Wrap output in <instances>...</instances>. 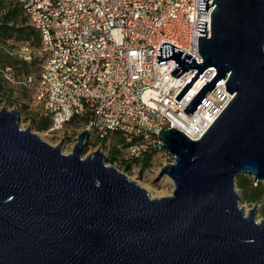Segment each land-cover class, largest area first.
Segmentation results:
<instances>
[{
    "label": "water",
    "instance_id": "95a60500",
    "mask_svg": "<svg viewBox=\"0 0 264 264\" xmlns=\"http://www.w3.org/2000/svg\"><path fill=\"white\" fill-rule=\"evenodd\" d=\"M199 0L211 5L198 19L202 62L168 41L156 62L195 73L179 99L207 67L214 72L183 109L189 115L206 90L225 79L232 95L198 139L161 128L160 149L172 162L159 176L170 195L148 191L106 164L100 149L85 154L88 129L71 152L21 128L16 108H0V264H264V218L256 204L245 212L238 175L264 183V0Z\"/></svg>",
    "mask_w": 264,
    "mask_h": 264
},
{
    "label": "built area",
    "instance_id": "2783aa9c",
    "mask_svg": "<svg viewBox=\"0 0 264 264\" xmlns=\"http://www.w3.org/2000/svg\"><path fill=\"white\" fill-rule=\"evenodd\" d=\"M19 1L40 45L20 43L10 53L26 61L41 55L37 81L28 76L22 83L33 84L50 115L44 133L59 139L68 134L67 123L82 116L80 130H89L88 139L121 132L129 144L118 161H110L118 170L152 148L161 150V128L200 138L232 97L220 79L189 115L183 109L215 68L203 69L176 99L197 68L176 77L170 73L174 59L155 60L159 45L171 47L161 45L168 41L202 62L197 37L205 33H198V19L207 21L209 35L213 5L203 11L199 0Z\"/></svg>",
    "mask_w": 264,
    "mask_h": 264
},
{
    "label": "trees",
    "instance_id": "16d2710c",
    "mask_svg": "<svg viewBox=\"0 0 264 264\" xmlns=\"http://www.w3.org/2000/svg\"><path fill=\"white\" fill-rule=\"evenodd\" d=\"M13 41L29 42L30 44H34L35 47H39L40 45L39 34L29 23L20 1L0 0V72H4L2 80L9 82L14 79L20 86L26 87L27 85L23 84L22 81L28 76H32L33 72L31 66L37 63V57L33 56L30 61H26L17 55L11 54V46L8 44ZM40 66L37 71L38 73ZM8 74L10 75V79L6 77ZM32 82L34 83V81ZM31 86H33V84H31ZM85 118V116L75 117L67 124L79 123L85 120ZM31 119L34 128L37 130L45 132L51 126L50 115L43 107L42 110L37 112L35 116H32ZM110 138H113V143L110 148L108 159L109 161H118L129 144L127 135L118 131L109 132L102 139L98 136L95 137L92 144L96 145L100 140L101 142H106ZM159 153L165 154L162 150L152 148L146 151L141 157H134L128 163L138 164L140 169L143 170L151 164L154 156ZM235 183L241 198L245 201L251 203L260 201L264 198V183H255L252 177L246 175H238L235 179Z\"/></svg>",
    "mask_w": 264,
    "mask_h": 264
},
{
    "label": "rangeland",
    "instance_id": "374dc122",
    "mask_svg": "<svg viewBox=\"0 0 264 264\" xmlns=\"http://www.w3.org/2000/svg\"><path fill=\"white\" fill-rule=\"evenodd\" d=\"M20 43H28L29 46L35 47L34 44H30L29 42H21V41H13L9 42V46L14 47L19 45ZM37 63L31 66L32 69V78L33 81H37V71L39 66L42 63L41 55L37 54ZM4 73V72H3ZM2 72H0V108L6 106L8 109L16 108L19 111V123L21 128H26L27 126H31L33 132L37 133L42 139L46 142L55 145L60 143L62 145V150L65 153L71 152L74 141L76 139L77 133L80 132V123H71L67 124V129L69 130L68 134H66L61 138H56L57 136H51L50 134H46L41 130H37L34 128L32 123V116H35L37 112L42 110V101L38 100L36 97V89L33 86L22 87L18 84L16 80L13 81H5L2 80V76H4ZM7 73V72H6ZM94 137L88 139V144L86 146V152L84 155L89 154L95 149H100L106 158V164H110L108 156L110 154V148L113 143V138H110L106 142H101L96 145L92 144ZM115 143V142H114ZM173 158L169 154H156L152 159L151 164L145 169L139 171L135 170L138 167V164L131 163V166L126 165V168H129L126 174L134 179L138 184L144 187L151 197H160L170 195L173 190V182L172 180L163 175L159 176L158 171L160 167L166 163L172 162ZM120 166V165H119ZM125 167H118L119 170H125ZM238 189V188H237ZM256 204V220H260L264 218V198L260 201L256 202H247L243 198L240 201V205H242L247 212L250 207Z\"/></svg>",
    "mask_w": 264,
    "mask_h": 264
},
{
    "label": "bare ground",
    "instance_id": "6f19581e",
    "mask_svg": "<svg viewBox=\"0 0 264 264\" xmlns=\"http://www.w3.org/2000/svg\"><path fill=\"white\" fill-rule=\"evenodd\" d=\"M246 212V211H245Z\"/></svg>",
    "mask_w": 264,
    "mask_h": 264
}]
</instances>
